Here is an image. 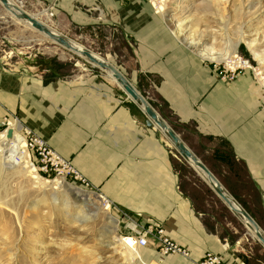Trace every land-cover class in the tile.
Masks as SVG:
<instances>
[{
  "label": "crops",
  "instance_id": "0c3cea01",
  "mask_svg": "<svg viewBox=\"0 0 264 264\" xmlns=\"http://www.w3.org/2000/svg\"><path fill=\"white\" fill-rule=\"evenodd\" d=\"M95 1L93 5L108 13L105 22L133 40L135 73L152 86L156 97L146 99L153 108L178 135L175 124L189 125L199 140L230 148L244 164L264 209V93L254 77L247 72L221 76L216 65L185 46L141 0ZM5 115L16 116L18 128L28 129L69 160L89 188L124 218L139 229L161 225L174 243L189 251L188 258L161 256L156 240L148 236L141 247L148 262L198 264L210 252L223 264H246L237 244L205 228L191 199L179 190L172 165L176 156L165 136L145 124L117 84L96 73L43 77L0 62V124Z\"/></svg>",
  "mask_w": 264,
  "mask_h": 264
},
{
  "label": "rangeland",
  "instance_id": "374dc122",
  "mask_svg": "<svg viewBox=\"0 0 264 264\" xmlns=\"http://www.w3.org/2000/svg\"><path fill=\"white\" fill-rule=\"evenodd\" d=\"M12 1L70 41L111 61L143 92V96L156 97L150 91L152 86H148V80L140 75L136 76L133 40L117 25L105 22L108 13L101 12L102 8L96 6V3L93 5L94 0L91 4L87 3L88 5L73 2L69 4L70 0ZM141 1L143 4H151L150 0ZM165 4L164 17H161L171 31L174 26L171 20H178L182 23L184 36L200 40L199 46H191L198 54L200 47L211 45L219 51H231V45L242 35L244 39L237 43L235 54L247 62L248 66L238 64L230 68L225 61L209 62L216 65L218 72L226 79L231 78L232 74L247 72L261 87L260 75H264V66L248 49L246 42L253 40L255 49L264 59V0H165ZM0 62L5 67L27 69L43 77L70 79L96 73L110 80L111 84H116L106 71H101L82 57L15 19L1 4ZM259 71L262 73L257 74ZM12 118L13 116L7 115L2 118L0 133L9 128H6V119L12 121ZM12 122L22 137H25L23 128L17 127L16 116ZM174 127L180 131L179 137H184L202 159L209 157L211 150H208V146L215 143L199 140L191 132L189 125L178 127L175 124ZM4 129L6 130L3 131ZM166 141L176 156L173 157V162L179 184L192 196L199 197L195 201V207L199 213H203L201 218L213 222L216 233L222 232V228L227 229L229 234L240 233L235 242L231 243L229 235L225 236V241L231 245L237 244V254L248 257L251 263H256L257 258L260 264H264V248L226 208L202 177L187 163L182 165L179 162L185 161L167 139ZM24 149L26 160L35 169L34 174L39 175L44 183L36 182L30 176L16 174L13 170L16 166H9L0 172V264H129V252L123 245L112 247L111 242L118 236L138 234L140 229L137 224L134 225V221L124 218L122 213L114 210L110 202L109 209H104L107 203L94 190L83 187L70 176L64 177V173L54 170V167L44 168L40 157L27 144ZM20 166L22 165L19 164L16 169L20 170ZM219 168L220 171L216 173L223 180L227 175L222 173L223 166ZM61 178L63 186L53 188L56 184L52 181ZM230 182L234 188L239 189V194L246 195L244 198L239 197L264 232L261 195L249 197L247 195L250 191L245 184L232 178ZM81 208L87 209V216L95 217L85 222L74 220ZM215 220H218L217 223ZM153 239L156 240L155 237ZM156 248L158 250L157 240ZM144 262L150 264L156 261Z\"/></svg>",
  "mask_w": 264,
  "mask_h": 264
},
{
  "label": "water",
  "instance_id": "95a60500",
  "mask_svg": "<svg viewBox=\"0 0 264 264\" xmlns=\"http://www.w3.org/2000/svg\"><path fill=\"white\" fill-rule=\"evenodd\" d=\"M2 7L15 19L24 22L37 30L54 43L82 57L85 61L99 69L106 71L111 79L122 89L126 96L137 106L145 124L154 127L169 141L177 154L191 166L224 203L228 210L245 226L251 236L264 248V232L254 219L241 207L233 196L222 186L213 173L203 164L195 153L183 142L179 135L167 124L149 101L133 85V83L111 61L104 59L86 47L72 43L64 35L53 31L35 15L24 11L18 4L10 0H0ZM7 137H11L12 129H7Z\"/></svg>",
  "mask_w": 264,
  "mask_h": 264
},
{
  "label": "bare ground",
  "instance_id": "6f19581e",
  "mask_svg": "<svg viewBox=\"0 0 264 264\" xmlns=\"http://www.w3.org/2000/svg\"><path fill=\"white\" fill-rule=\"evenodd\" d=\"M10 1H12V0H10ZM150 1H151V4H147V5H149L156 14L164 17L163 12H164L165 5H166L165 0H161V2H159V3L156 0H150ZM171 22L174 23V26L172 28L173 35L176 38L180 39L185 46L191 47V46H199L201 44L200 40H197V39L195 40L192 37L184 36L185 31L183 28H181V24H182L181 22H179L178 20H171ZM243 39H244V37L241 35L239 40L237 42H235L233 45H231L232 46L231 51H224V52L219 51L218 49H214L215 47L212 45L211 46H202V47H200L199 55L202 56L203 58H205V60L207 59L209 61H216V62L225 61L226 63L230 62L229 64L232 66L238 65V64H240V61L238 60L239 59L238 55L235 54V49L237 47V43L239 41H243ZM254 40H256V39H254ZM72 43H74V42H72ZM74 44H76V43H74ZM246 45H247L248 49L253 53L255 58L258 59L260 64L262 66H264V59L262 58L260 52L255 49V45L253 43V40L247 41ZM261 73H262V71L257 72V74H261ZM260 80H261V87L263 88L262 92L264 93V75H260ZM9 125H10L9 128L12 129L11 137H7V134H6L7 130L3 133H0V172H2L5 168H7L9 166H16V168L18 166V168H19V164H20V165H22V166H20V170H17L16 168L13 169L14 172H16V174L23 175V176H30L31 178L35 179L36 182L42 181L43 179H41V177L39 175L34 174L35 169L33 168V165L29 161L26 160L27 155H26V150L24 149V147L26 145V142H25L26 136L22 137L21 133H19L17 131V129L15 128L13 123L10 122ZM53 182L56 184L55 186H53V188H55V189L63 186L62 185L63 184L62 178L61 179H55L52 181V183ZM55 198H56V196H55ZM64 204H65V207H67L66 201H64ZM108 206L109 205H106L104 207V209H106V210L109 209ZM86 211H87L86 208H81V210L77 214L76 218H74V220L79 221V222H85V221H89L95 217V215L94 216H87ZM124 240L125 239H123L122 236H118L117 238L113 239V241L111 242V245H112V247H116L119 245L124 246V248L129 252V255L127 257V261L129 264H147L144 262L145 258L143 257L141 251H139L140 248H131L130 246L127 245V243ZM150 264H160V263L152 262Z\"/></svg>",
  "mask_w": 264,
  "mask_h": 264
},
{
  "label": "built area",
  "instance_id": "2783aa9c",
  "mask_svg": "<svg viewBox=\"0 0 264 264\" xmlns=\"http://www.w3.org/2000/svg\"><path fill=\"white\" fill-rule=\"evenodd\" d=\"M240 65L248 66L247 62L242 61L240 58ZM230 62H228L229 64ZM230 65V64H229ZM239 65V67H240ZM230 68H234V66L230 65ZM235 74H232L234 77ZM7 127L10 125L8 123L15 120V117L12 118V121L6 119ZM14 123V122H12ZM23 128L24 135H26V144L28 148L40 157L42 163L44 164V168H55L54 170H58L64 173V177L70 176L72 180L82 184L83 187L89 188L87 181L84 176L80 174V172L69 162V160L58 155L53 149H51L43 139L32 134L28 129ZM4 129L3 131H5ZM2 131V132H3ZM35 154V153H34ZM49 166V167H48ZM91 189V188H90ZM102 200H104L109 205V200L103 197L101 194H98ZM106 204V205H107ZM136 225V223H134ZM155 237L158 242V251L162 255L175 254L185 258H188L189 251L176 243H174L165 233L164 228L159 224H152L146 228L140 229L138 234H128L126 236H122L124 241L131 248H141L147 245V237ZM198 264H223L221 258L213 253L207 252L202 258L199 260Z\"/></svg>",
  "mask_w": 264,
  "mask_h": 264
},
{
  "label": "trees",
  "instance_id": "16d2710c",
  "mask_svg": "<svg viewBox=\"0 0 264 264\" xmlns=\"http://www.w3.org/2000/svg\"><path fill=\"white\" fill-rule=\"evenodd\" d=\"M141 94H143V93H141ZM181 139H183V141H185L187 143V141H186V139H184V137H182ZM204 141L206 143H215V145H213V146H208V150H211L209 152V157L208 158L202 159V157L194 150V147L193 148H190V149L194 150L195 155H197V157H199V159L203 162V164L213 173V175L219 180V182L224 186V188L233 196V198L241 205V207L243 209H245V211L252 218H254L252 216V214L248 211V209L245 207L244 202H242V200L239 197V196H241V197L244 198L246 195L245 194H243V195L242 194H239V192H238L239 189L238 188H234V186L230 182V179L232 178L233 180H235L238 183L245 184L246 185L245 187L250 191V193L247 195L249 197H253V196L255 197L256 196L255 194H257V195L259 194V192H258L255 184L253 183V181L249 177V174L247 173V170H246L244 164L241 161L236 160L235 157H234V155H233V153H232V151L230 150V148H228L223 143H219V142L216 143V142H212V141H209V140H204ZM179 162L182 165H187V164H185L186 162H183V161H180V160H179ZM218 164H219V166H218ZM172 165H173V168L175 170V167H174L175 165H174L173 159H172ZM221 166H223V168H224V170H222L223 171L222 173H225L227 175L226 177H224L223 180H221L219 178L218 174L216 173V172H219L220 171V168L219 167H221ZM178 187H179V190L182 193H184L185 195H187L191 199L193 208L195 209V211H197L199 213L198 208L195 207V205H196L195 204V201L196 200H199V197L196 196V195L195 196H192L191 193H189L184 188V186H181L179 184V179H178ZM261 204H262V207H263V203L262 202H261ZM202 214H201V216H202ZM201 219H202V222H203L205 228L208 231H211L214 234H217L218 237L221 240H223V241L225 240V236L226 235H229L230 240H231V243L235 242L237 240V238L240 237V233H233V232L230 231L231 233L229 234L227 232V229H224V228H222V232L216 233L213 230L214 229L213 222H210L209 219H203V218H201ZM217 221L215 220L214 222L217 223ZM238 255L243 258V259L242 258L241 259L246 264H253V263H251V260L248 257H245V256H243L241 254H238ZM255 260H256V263H254V264H260L259 259L256 258Z\"/></svg>",
  "mask_w": 264,
  "mask_h": 264
}]
</instances>
